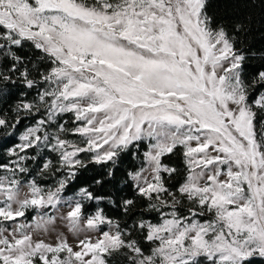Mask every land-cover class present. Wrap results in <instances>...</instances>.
Wrapping results in <instances>:
<instances>
[{
  "label": "snow or ice",
  "instance_id": "6c2138e0",
  "mask_svg": "<svg viewBox=\"0 0 264 264\" xmlns=\"http://www.w3.org/2000/svg\"><path fill=\"white\" fill-rule=\"evenodd\" d=\"M0 264H264V0H0Z\"/></svg>",
  "mask_w": 264,
  "mask_h": 264
}]
</instances>
